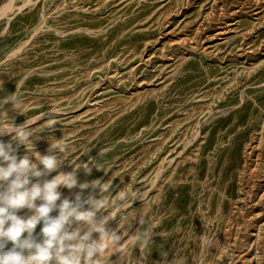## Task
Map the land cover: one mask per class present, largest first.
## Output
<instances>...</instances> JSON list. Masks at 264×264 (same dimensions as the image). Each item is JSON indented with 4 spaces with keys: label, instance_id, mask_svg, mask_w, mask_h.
Returning a JSON list of instances; mask_svg holds the SVG:
<instances>
[{
    "label": "rangeland",
    "instance_id": "1",
    "mask_svg": "<svg viewBox=\"0 0 264 264\" xmlns=\"http://www.w3.org/2000/svg\"><path fill=\"white\" fill-rule=\"evenodd\" d=\"M15 92L16 125L56 109L30 126L37 151L63 139L109 171L79 181L146 194L128 264H264V0H0V99Z\"/></svg>",
    "mask_w": 264,
    "mask_h": 264
},
{
    "label": "clouds",
    "instance_id": "2",
    "mask_svg": "<svg viewBox=\"0 0 264 264\" xmlns=\"http://www.w3.org/2000/svg\"><path fill=\"white\" fill-rule=\"evenodd\" d=\"M9 102L22 114L17 92L0 99V105ZM55 112L53 108L16 125L15 119L0 109V137L11 136L8 142L0 139V264H128L131 249L121 242L137 217L141 226L145 224L142 215L129 209L134 200L142 201L146 194L125 186L113 195L110 190L115 176L106 182L79 181L78 170L86 176L93 168L109 171L93 158L87 162L67 159L69 146L63 139L53 138L56 142H49L47 154L37 151L35 141L56 124ZM45 117L46 128L30 127ZM20 145L27 150L22 157L17 155ZM65 161L72 171H60ZM52 173L57 174L49 179ZM61 187L70 190L71 197L62 198ZM89 189L92 192L86 195ZM24 209L29 214L20 215ZM117 218L116 227L110 228L109 222ZM38 225L41 227L37 233ZM134 235L138 241L152 238L150 230L137 229ZM114 254H119L116 261L110 259ZM167 255L161 252L160 264H169ZM143 262L141 251L140 264Z\"/></svg>",
    "mask_w": 264,
    "mask_h": 264
}]
</instances>
